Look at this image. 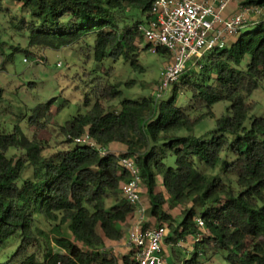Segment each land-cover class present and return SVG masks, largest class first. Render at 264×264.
I'll use <instances>...</instances> for the list:
<instances>
[{"label": "trees", "instance_id": "16d2710c", "mask_svg": "<svg viewBox=\"0 0 264 264\" xmlns=\"http://www.w3.org/2000/svg\"><path fill=\"white\" fill-rule=\"evenodd\" d=\"M153 1L0 0V12L4 3L27 11L30 22L18 27L28 33L29 50L76 44L88 59L101 63L133 56L143 38L138 25L148 18ZM255 26L227 47L203 55L199 67L180 75L169 94L122 98L120 83L102 84L98 78L95 102L60 126L66 148L54 155L42 154V142L27 138L18 125L0 131V264L115 262L105 256V239H122L123 226L135 212L121 192L131 178L119 166L122 157L135 158L146 189L144 227L152 221L163 225L167 245L194 239L185 264H205L208 254L217 252L230 264H264V114L246 126L257 107L250 96L264 79V21ZM1 45L0 40V50ZM131 63L143 70L136 60ZM184 91L191 94L187 110L178 104ZM115 99H120L116 110L104 106ZM221 101L230 106L215 129L195 136V127L214 118L213 106ZM51 103L33 111L44 117ZM85 133L102 149L120 144L124 151L101 155L74 142ZM217 168L225 180L210 176ZM159 180L163 190L157 191ZM170 207L181 208L180 221ZM64 225L71 238L64 236ZM17 240L15 251L5 255ZM171 249L176 253L175 246ZM121 261L130 264L131 252Z\"/></svg>", "mask_w": 264, "mask_h": 264}, {"label": "rangeland", "instance_id": "374dc122", "mask_svg": "<svg viewBox=\"0 0 264 264\" xmlns=\"http://www.w3.org/2000/svg\"><path fill=\"white\" fill-rule=\"evenodd\" d=\"M142 19L144 23L146 16H143ZM260 21L264 20H256V22L254 19L251 20L247 28L241 29L238 35L232 37L228 45L240 34L253 31L256 27L255 24ZM29 22L30 17L27 11L20 10L16 4L4 3V10L0 12V40L2 42L0 50V90L2 91L0 131L11 132L16 125L20 126L27 138L42 142L44 146L42 154L44 155L50 156L60 150H65L64 137L60 134L59 128L92 106L95 102L93 92L98 78H101L102 84L104 82L120 83V88L123 91L122 98L138 100L149 95L158 96L159 94L161 96L164 92L169 94L172 91L175 83L166 90L159 91L158 89L162 80V71L172 61V57L167 52H150L148 49H144L147 45L144 38L137 44L135 53L128 60L106 59L99 63L93 58L88 59L86 54L79 51L76 44L60 49L33 48L29 50L27 47L28 33L18 27V25H22L25 28ZM120 24L121 26H124L123 24L133 26L131 22H121ZM211 54V51L206 52L204 56L208 57ZM132 60H136V64L143 70L132 65ZM198 67L199 64L194 65L191 61L183 73ZM131 80H134L131 86L124 85ZM190 98V92L184 91L179 95L178 104L187 110ZM250 100H254L257 107L246 121L247 127L250 126L254 117L264 114V79L259 82L258 88L252 93ZM50 101L52 103L49 112L44 117L33 111L34 108ZM119 102L120 99H115L103 104L110 110H116ZM229 106L228 101L214 104L212 110L215 117L205 119L196 126L195 136L201 137L206 132L214 130L216 120L227 112L226 109ZM113 152L118 154L122 151L114 148ZM210 176L221 177L225 180L219 168L210 173ZM156 190H163L160 180ZM145 192L144 185H141V203L146 208L145 214L148 218L149 202ZM180 209V207H170V211L175 215L177 221L181 220ZM155 225H158V222H154L153 226ZM164 225L166 226V224ZM63 234L65 237L71 238L67 225L63 226ZM179 242L177 245H167L165 236L162 240V254L168 259L169 264H185L184 258L191 256V252L194 250L192 237L182 238ZM19 243V240L15 241L4 251L5 255H11ZM172 246H175L177 255L176 253L172 254ZM104 252L106 257L114 259L115 262L112 264H118L122 258L120 255H113L112 251L104 250ZM208 255L211 258L205 264H230L223 258L222 253Z\"/></svg>", "mask_w": 264, "mask_h": 264}, {"label": "built area", "instance_id": "2783aa9c", "mask_svg": "<svg viewBox=\"0 0 264 264\" xmlns=\"http://www.w3.org/2000/svg\"><path fill=\"white\" fill-rule=\"evenodd\" d=\"M233 4L236 11L226 15ZM147 15L138 30L147 42L148 51L164 49L172 57L162 71L158 87L162 91L178 80L191 61L196 65L206 52L227 47L232 37L251 20H264V4H242L240 0H154ZM74 142L88 145L101 155L110 152L102 149L88 133L74 138ZM118 162L131 176L121 186L122 195L135 208L134 220L127 232L130 264H166L162 254L166 228L163 225L144 227L146 208L141 203V178L135 158L122 157ZM196 221L203 227L201 219ZM50 264L64 263L57 260Z\"/></svg>", "mask_w": 264, "mask_h": 264}, {"label": "crops", "instance_id": "0c3cea01", "mask_svg": "<svg viewBox=\"0 0 264 264\" xmlns=\"http://www.w3.org/2000/svg\"><path fill=\"white\" fill-rule=\"evenodd\" d=\"M235 11H236V8H235V5L233 4L227 9L226 15H231ZM114 148H118V149H120V151H124V146L123 145L113 144L111 146L110 152H113ZM133 220H134V218L132 220H130L129 222H127L123 226L124 227V231H125L124 237L126 236L125 239H124V237L122 239H120L119 241H111V240L105 239V248H104L105 251L106 250H109L110 252L112 251L111 253H113V255H115V256L120 255L121 257L129 252V248L127 246V232L129 230V228L131 227V225L133 223ZM147 221H148V218H147ZM153 224H154V222L152 221V225L151 226H153ZM109 248H111V249H109ZM165 259H166V257H165ZM118 264H121V259L118 261ZM166 264H169L168 259H166Z\"/></svg>", "mask_w": 264, "mask_h": 264}, {"label": "clouds", "instance_id": "9594fccd", "mask_svg": "<svg viewBox=\"0 0 264 264\" xmlns=\"http://www.w3.org/2000/svg\"><path fill=\"white\" fill-rule=\"evenodd\" d=\"M247 28V27H246ZM169 54V53H168Z\"/></svg>", "mask_w": 264, "mask_h": 264}]
</instances>
